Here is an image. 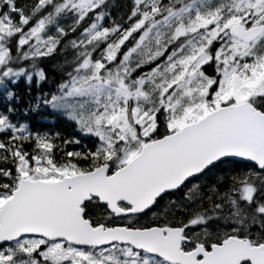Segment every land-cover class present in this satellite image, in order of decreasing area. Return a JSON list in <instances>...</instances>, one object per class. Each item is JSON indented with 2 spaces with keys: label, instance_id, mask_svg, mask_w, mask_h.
<instances>
[{
  "label": "snow or ice",
  "instance_id": "obj_1",
  "mask_svg": "<svg viewBox=\"0 0 264 264\" xmlns=\"http://www.w3.org/2000/svg\"><path fill=\"white\" fill-rule=\"evenodd\" d=\"M0 264H264V0H0Z\"/></svg>",
  "mask_w": 264,
  "mask_h": 264
},
{
  "label": "trees",
  "instance_id": "obj_2",
  "mask_svg": "<svg viewBox=\"0 0 264 264\" xmlns=\"http://www.w3.org/2000/svg\"><path fill=\"white\" fill-rule=\"evenodd\" d=\"M32 120L35 125L42 128H53L56 130H64L65 126L61 125L59 122L53 123L51 120L42 119L41 116H33Z\"/></svg>",
  "mask_w": 264,
  "mask_h": 264
}]
</instances>
